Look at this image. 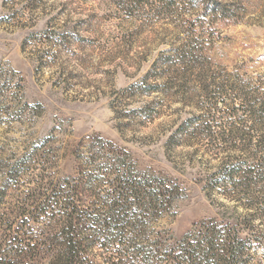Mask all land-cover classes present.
Here are the masks:
<instances>
[{
	"label": "rangeland",
	"instance_id": "rangeland-1",
	"mask_svg": "<svg viewBox=\"0 0 264 264\" xmlns=\"http://www.w3.org/2000/svg\"><path fill=\"white\" fill-rule=\"evenodd\" d=\"M183 49L191 60L172 64ZM147 85L159 91L141 93ZM258 99L264 0H0V253L4 234L12 247L63 240L65 203L47 206L55 187L66 200L78 186L81 209L107 207L98 195L112 186L81 176L114 154L183 191L149 235L180 240L204 221L240 217L263 235V195L230 190L211 200L204 190L223 162L249 157L242 140L231 146L219 134L250 131L255 143ZM114 252L95 247L89 261L107 264ZM249 262L264 264V246Z\"/></svg>",
	"mask_w": 264,
	"mask_h": 264
},
{
	"label": "trees",
	"instance_id": "trees-1",
	"mask_svg": "<svg viewBox=\"0 0 264 264\" xmlns=\"http://www.w3.org/2000/svg\"><path fill=\"white\" fill-rule=\"evenodd\" d=\"M192 55L185 49L177 50L170 60L172 64H182L191 60ZM159 63L160 59L156 61V64ZM166 63L163 65L170 62ZM154 77L164 76L155 74ZM159 88L160 85L140 87L144 94L158 92ZM256 105H259L257 112L264 110V100H254L252 107ZM195 121L189 120V125ZM211 127L208 125L204 130L208 137H213ZM256 132L259 135L255 143L256 137L250 131L225 128L219 134L220 139L231 146L237 138L242 140L249 157L235 163L223 162L218 172L208 176L204 190L209 199L212 200L215 192L226 196L230 190L240 192L239 195L244 197L251 192L264 196V190L260 187L264 182V130ZM98 157L95 155L92 160L96 161ZM81 178L79 180L89 186L94 183L112 186L107 194H97L107 207L91 211L81 209L76 205L80 201L78 186L73 187L76 189L69 187L75 194L68 193L66 200L55 187L47 206L65 203L64 213L59 211L65 218L63 232L58 235L63 240L35 244L21 240L17 247H12L8 243L9 236L4 234L1 237L0 264H16L26 258L32 259L35 264H97L89 261V252L95 247L107 250L116 248L113 255L118 257L105 258L107 264H250L251 257L264 246V234L251 226L253 217L236 218L234 222L216 219L204 221L195 225L180 240L161 232H152L151 237V224L181 197L183 191L167 178L139 172L127 155L114 154L109 161L96 166L90 173L84 174L83 170ZM258 203L263 204L261 201ZM56 211L53 217L58 214ZM82 224L87 225L88 234L84 231L85 234L81 235L79 232Z\"/></svg>",
	"mask_w": 264,
	"mask_h": 264
}]
</instances>
